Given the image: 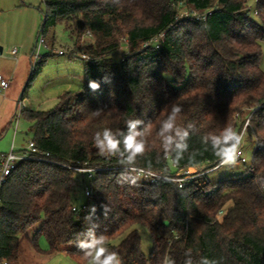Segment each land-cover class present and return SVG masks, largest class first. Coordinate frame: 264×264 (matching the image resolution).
I'll return each mask as SVG.
<instances>
[{
	"label": "trees",
	"instance_id": "obj_1",
	"mask_svg": "<svg viewBox=\"0 0 264 264\" xmlns=\"http://www.w3.org/2000/svg\"><path fill=\"white\" fill-rule=\"evenodd\" d=\"M251 1L42 0L46 11L39 35L64 24L72 52L90 61L84 60L85 82L78 92H65L51 110L22 114L32 125L36 147L55 164L21 162L6 183L0 264H33L37 255L63 251L89 264L77 247L88 239L89 222L99 225L97 235L105 234L106 246L122 264H185L187 258L191 264L202 258L214 264H264V0H254V9ZM181 9L193 17L180 18ZM87 33L95 41L84 46ZM162 35L159 49L144 47ZM123 45L126 52H121ZM90 80L100 82L98 91L89 89ZM173 104L182 108L176 142H183L184 130L189 132V152L179 162L171 155L175 145L165 154L160 135ZM98 108L101 115H93ZM137 118L150 126L138 128L146 151L134 169L197 177L183 187L175 181L146 183L118 158L99 155L95 133L110 128L122 140L126 121ZM248 119L245 134L257 141L250 174L211 184L207 174L220 161L210 142L205 150L201 137L219 134L225 126L242 133ZM193 150L201 154L189 160ZM83 164L102 170L90 181L94 196L76 214L74 193L87 178L65 166ZM104 206L110 211L105 213ZM137 225L151 235L149 257L133 230ZM42 237L47 250L40 247Z\"/></svg>",
	"mask_w": 264,
	"mask_h": 264
},
{
	"label": "rangeland",
	"instance_id": "obj_2",
	"mask_svg": "<svg viewBox=\"0 0 264 264\" xmlns=\"http://www.w3.org/2000/svg\"><path fill=\"white\" fill-rule=\"evenodd\" d=\"M252 9L255 8V1L250 3ZM46 11L45 4L42 0H0V49L3 50L0 55V69H13L18 63L27 55L30 48L34 47L36 40L39 36V30L43 24L44 13ZM189 10L181 9L180 18H189ZM198 14H194L197 17ZM193 17V16H192ZM252 18L256 17L252 15ZM46 46L43 48L41 55L46 61L42 67H39L33 72L29 69L28 77L19 89L21 94L23 91L24 98L27 105L33 106V110L39 108L41 110H51L55 108L58 102L48 101L53 96L61 95L64 92V87L68 86V75L75 74L74 83L71 84L70 90L78 92L81 87L79 80L83 74L85 61L83 54H74V44L71 41L70 35L65 28V25L60 23L53 30H50L45 35ZM94 37H83L84 46L94 43ZM13 50H17L16 55L18 63H16L12 56ZM34 50V48H33ZM59 51H64L66 55H59ZM125 45L121 47V52H126ZM33 52V51H32ZM30 53V52H29ZM72 55V57H69ZM119 54L114 56L118 60ZM261 69L264 71V45H263V59L261 62ZM85 80V76H84ZM23 98V99H24ZM43 102H45L43 104ZM40 107H36V105ZM8 103L4 101L3 94H0V155L8 153L14 145L16 151L27 149L29 143L34 139V132L31 129V123L21 118L17 121L16 118L8 117ZM7 111V113H6ZM9 118V119H8ZM11 118V119H10ZM249 120V119H248ZM18 123V124H17ZM250 128V127H249ZM16 135V136H15ZM254 137V136H253ZM250 137L248 133L245 134L242 140V151L246 163L236 160L234 164L219 166L208 172V179L211 184L218 183L219 181L228 177L248 176L252 166V157L256 149L257 141ZM184 175V173H182ZM181 175V176H182ZM80 181L85 180L83 177L78 176ZM88 181L82 182L81 187L76 188L74 198L76 207H81L87 202L84 196V188ZM137 230L141 237V248L146 257H149L153 249V242L148 229L144 225H137L133 228ZM116 240L113 244L117 245L124 238ZM40 247L43 250L48 249V242L45 237L40 239ZM38 256V255H37ZM33 264H79L74 261L70 256L65 254L54 255H39Z\"/></svg>",
	"mask_w": 264,
	"mask_h": 264
},
{
	"label": "clouds",
	"instance_id": "obj_3",
	"mask_svg": "<svg viewBox=\"0 0 264 264\" xmlns=\"http://www.w3.org/2000/svg\"><path fill=\"white\" fill-rule=\"evenodd\" d=\"M108 2V0H105ZM113 3L118 0H112ZM104 82H110V78L105 77ZM89 89L91 91H98L100 89V82L95 80L89 81ZM103 109L98 108L94 110L93 115H101ZM182 112V108L179 105H172L171 111L167 118L162 121L160 128V135L163 137V144L165 154L171 153L172 146L175 145V152L171 153L176 162L184 159V153L189 152V144L187 138L189 132L183 131V142H176V136H180V129L176 127V118ZM127 134L123 135V139H119L117 134L114 133L110 128H105L102 132L95 133L94 144L100 156L104 157H116L119 162L126 167L133 168L136 164L137 158L142 157L146 151V140L141 139L143 132L138 130L140 125H145V121L142 119H129L126 121ZM150 126L149 124L145 127ZM189 128H193V124H189ZM175 129V136L171 133ZM168 133V135H165ZM243 136L241 133L235 131L231 126H225L219 134L208 133L201 137V143L204 144L205 150L210 142L211 151L219 159L220 164L231 165L236 162L240 152V145ZM122 145V147H121ZM198 150H193L189 153V160H194L196 155H199ZM105 213L110 211L107 206H104ZM86 220L89 217L85 218ZM99 227L95 222H89L86 228L85 235L88 236L86 240H80L77 242V247L83 253V255L89 258V264H122V260L119 254L115 251L109 250L106 246V239L104 233L97 235L96 229ZM166 264H174L172 261L166 262ZM185 264H191L190 258L185 260ZM200 264H214L207 258H202Z\"/></svg>",
	"mask_w": 264,
	"mask_h": 264
},
{
	"label": "built area",
	"instance_id": "obj_4",
	"mask_svg": "<svg viewBox=\"0 0 264 264\" xmlns=\"http://www.w3.org/2000/svg\"><path fill=\"white\" fill-rule=\"evenodd\" d=\"M254 13L257 14L256 11ZM85 36H87L88 38H93L91 33H87ZM161 39H163V35L162 37H160V39H157L154 42H150L146 44L144 47L147 48L151 46V44H153L156 46V49H159V41ZM43 48H47L46 40H45V36L43 34H40L38 36L35 49L31 57L32 71H34V69L38 67L44 60L41 55ZM58 54L62 56L66 55L64 51H59ZM16 55H17V50H13L12 56L14 57L15 60L17 59ZM69 57H72V55H70ZM82 57L84 60L90 61L87 56H82ZM9 88H10V81L4 78V76L0 74V92L8 90ZM28 109H29V106L27 105L26 100L20 99L17 103V107L14 113V118H16L18 121L22 117L23 112ZM249 127H251L250 122L249 120H247L244 130L241 133L243 138L245 136L246 129ZM239 152L240 154L236 160L241 161L242 163H246V159L244 158V153L242 151V142L240 145ZM49 158H50L49 153H44V152L39 151L33 141L29 143V146L27 149L16 151L13 145L11 150L8 153L0 155V209L2 205L3 189L6 183L8 182L9 178L12 176L14 171L17 169V166L19 165V163L24 162V161H37V162H48V163L55 164ZM219 166H221V164ZM65 167L78 174L84 175L87 178L88 184L84 188V196L86 197L87 200L91 199L94 196V189L90 181L93 179L94 174L98 171H101L102 169L91 168V167H88L87 164H83L80 167H71V166H65ZM125 169L138 172V175L146 183H155L158 180H165V181H171V182L175 181L180 184V187L185 186L189 180L197 177V176H191L190 172H185L184 175H182L179 178H171V177L164 176L162 174H158V173H154V172L146 171L142 169H133V168H127V167ZM251 170H252V166L250 168V171ZM73 211L77 214L80 211V207H74ZM3 264H7V263L5 262Z\"/></svg>",
	"mask_w": 264,
	"mask_h": 264
},
{
	"label": "crops",
	"instance_id": "obj_5",
	"mask_svg": "<svg viewBox=\"0 0 264 264\" xmlns=\"http://www.w3.org/2000/svg\"><path fill=\"white\" fill-rule=\"evenodd\" d=\"M39 32H40V30H39ZM39 34V33H38ZM36 42H37V40H36ZM35 45L36 44H34V49H35ZM33 48H30V53L28 52L27 53V55L25 56V57H23V59L18 63V59H13L16 63H18V65H16V67L15 68H11V69H3V68H1L0 69V74L1 75H3L4 76V78H6L7 80H9L10 81V88L8 89V90H5V91H2V92H0V94H3V97H4V101L6 102V103H8V105L7 106H9V108L7 107V109H8V113H7V111H6V113H7V115H8V117H14V113H15V110H16V107H17V103H18V101L20 100V99H23L24 98V91L20 94L19 93V89H20V87L23 85V83H24V81L26 80V78L28 77V73H29V69H30V72H31V70H32V66H31V57H32V55H33V52L32 51H34L33 50ZM2 50V49H1ZM2 53H3V50H2V52H1V54L0 55H2ZM17 53H18V51H17ZM46 61V60H45ZM38 67H36L35 69H34V71L37 69ZM33 71V72H34ZM73 76H75V74H73V75H68L67 76V78L69 77V83H68V86H65L64 87V92H63V94L65 93V92H69V91H72V90H70V88H71V84H73L74 82V79H71V77H73ZM84 76H85V64H84V69H83V74L80 76V78H79V80H77V81H80V85H81V87H82V85L84 84V82H85V80H84ZM73 78H75V77H73ZM76 79V78H75ZM80 87V88H81ZM62 94V95H63ZM61 95V92H60V94H58L57 96H53L51 99H49L48 101H52V102H58V100H59V98L62 96ZM24 100H25V98H24ZM45 102H43V104H44ZM40 105L41 104H39V105H36V107H40ZM33 108V106L32 107H30L28 110H33L32 109ZM3 109V107H0V111ZM35 111H47V110H41V109H39V108H36V109H34ZM9 119V118H8ZM11 119V118H10ZM21 119V118H20ZM19 119V120H20ZM18 120V121H19ZM18 124V123H17ZM16 136V135H15ZM0 137H1V135H0ZM65 254V255H67V253L65 252V251H63V252H59V254ZM58 254V253H57ZM54 255V254H53ZM39 256V255H38ZM37 256V257H38Z\"/></svg>",
	"mask_w": 264,
	"mask_h": 264
},
{
	"label": "water",
	"instance_id": "obj_6",
	"mask_svg": "<svg viewBox=\"0 0 264 264\" xmlns=\"http://www.w3.org/2000/svg\"><path fill=\"white\" fill-rule=\"evenodd\" d=\"M2 50L0 49V54H1Z\"/></svg>",
	"mask_w": 264,
	"mask_h": 264
}]
</instances>
